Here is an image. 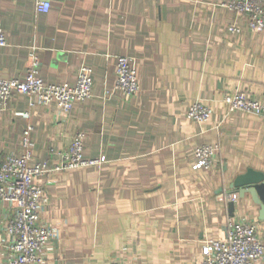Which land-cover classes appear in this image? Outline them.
Instances as JSON below:
<instances>
[{"label":"crops","instance_id":"crops-1","mask_svg":"<svg viewBox=\"0 0 264 264\" xmlns=\"http://www.w3.org/2000/svg\"><path fill=\"white\" fill-rule=\"evenodd\" d=\"M43 1L48 13L37 12L36 0H0L8 40L0 78L24 81L33 56L49 84L74 85L89 66L93 97L64 115L56 104L31 108L33 98L14 96L0 115V164L23 153L28 124L34 157L50 171L78 133L85 158L106 161L38 181L40 223L58 234L42 264H201L204 242L225 239L232 217L255 224L264 243L261 208L231 190L249 170L264 172V113L228 115L223 102L238 91L264 104V32L224 8L226 0ZM118 57L136 66L132 98L115 89ZM197 102L212 108L208 123L188 119ZM204 145L219 151L211 170L195 171ZM14 216L0 203V264L8 263Z\"/></svg>","mask_w":264,"mask_h":264},{"label":"built area","instance_id":"built-area-1","mask_svg":"<svg viewBox=\"0 0 264 264\" xmlns=\"http://www.w3.org/2000/svg\"><path fill=\"white\" fill-rule=\"evenodd\" d=\"M223 7L233 14L243 17L248 27L255 33L264 32V0H226ZM38 13H48L51 4L36 0ZM230 32H238L232 26ZM8 46L7 34L0 29V48ZM39 60L32 57V66L24 81L0 78V115L16 95L33 98L31 108L36 105L56 104L65 115L76 104L93 97L94 80L92 69L83 66L74 85H55L38 77ZM116 91L132 98L140 91L138 72L133 60L118 57L116 62ZM228 115L245 113L261 117L264 104L253 101L245 93L234 92L223 99ZM30 113L26 117H30ZM213 110L202 102L193 104L187 113L188 119L198 123H208ZM34 127L27 125L23 132L21 155H8L0 164V203L15 210V216L8 222L6 233L12 238L7 264H42L43 255L58 236L57 232L40 223L39 216L44 206V190L38 181L52 172H70L90 167H99L105 158L88 160L84 156L85 134L78 133L69 150L62 156V162L50 171L45 162H37L34 157ZM219 151L218 146L204 145L195 151L193 169L209 171ZM235 197L232 202H235ZM227 237L222 240H207L202 247L204 261L201 264H259L264 256V243L258 236L255 224L238 221L233 217L227 222ZM2 240L0 244H2Z\"/></svg>","mask_w":264,"mask_h":264},{"label":"water","instance_id":"water-1","mask_svg":"<svg viewBox=\"0 0 264 264\" xmlns=\"http://www.w3.org/2000/svg\"><path fill=\"white\" fill-rule=\"evenodd\" d=\"M231 190H238L242 198L250 195L253 203L261 208L260 219L264 220V172L249 170L235 180Z\"/></svg>","mask_w":264,"mask_h":264}]
</instances>
